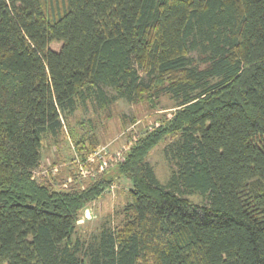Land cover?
Here are the masks:
<instances>
[{"label": "trees", "instance_id": "1", "mask_svg": "<svg viewBox=\"0 0 264 264\" xmlns=\"http://www.w3.org/2000/svg\"><path fill=\"white\" fill-rule=\"evenodd\" d=\"M103 86L176 109L80 180L107 143L70 119L113 104ZM66 129L56 188L33 175ZM164 141L167 183L147 159ZM122 177L125 223L84 249L80 212ZM0 264H264V0H0Z\"/></svg>", "mask_w": 264, "mask_h": 264}, {"label": "rangeland", "instance_id": "2", "mask_svg": "<svg viewBox=\"0 0 264 264\" xmlns=\"http://www.w3.org/2000/svg\"><path fill=\"white\" fill-rule=\"evenodd\" d=\"M62 44L52 42L51 47L59 50ZM196 53L193 52L192 55ZM108 96L116 100L107 109H99L92 104L89 109H80L71 117V125L84 128L90 135L94 134L101 143H112V151H120L129 147L134 138L145 134L164 116H170L176 109L175 102L169 96H162L153 105L148 101L131 102L124 97H117V92L110 86H103ZM95 124V129L93 125ZM83 125V126H82ZM173 141H164L149 154L148 162L154 168L162 183H167L172 172L177 170L176 160H168L166 149ZM78 153L66 129V134L59 137H47L42 147V160L36 168V179L40 182L52 183L56 188L58 181L75 170L74 159ZM60 165L58 174L52 175L51 166ZM48 170V172H44ZM50 172V174H49ZM131 181L122 177L116 180L102 196L89 202L80 212L76 232L73 239H80L84 249L96 243L95 236H100L105 229L122 227L127 218L125 206ZM186 197L198 203H207L205 196L186 194ZM90 215H89V213ZM84 252V253H82ZM81 256H85V250ZM87 259V258H86Z\"/></svg>", "mask_w": 264, "mask_h": 264}, {"label": "built area", "instance_id": "3", "mask_svg": "<svg viewBox=\"0 0 264 264\" xmlns=\"http://www.w3.org/2000/svg\"><path fill=\"white\" fill-rule=\"evenodd\" d=\"M112 143H107L101 145L99 148H96L95 150H92L87 155L86 160H83L80 157H77L75 159V163L77 165V175L80 180L85 179L90 176H94L97 173V169L95 166H92L91 168L87 167V162H92L94 160H97L101 163V165L105 166L108 161H111L113 159V156H118V150L113 152L112 150ZM122 157H124V154H122ZM50 172L52 174H56L60 171V165L55 164L50 167ZM44 172H48V170H45ZM49 172V174H50ZM37 172L34 171L33 177L36 178ZM89 213V212H88ZM90 215V213H89Z\"/></svg>", "mask_w": 264, "mask_h": 264}]
</instances>
